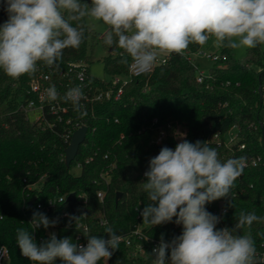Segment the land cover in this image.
<instances>
[{
  "label": "trees",
  "instance_id": "1",
  "mask_svg": "<svg viewBox=\"0 0 264 264\" xmlns=\"http://www.w3.org/2000/svg\"><path fill=\"white\" fill-rule=\"evenodd\" d=\"M6 20L7 13L0 7V24ZM80 23L85 28L81 46L66 49L58 68L40 64L39 71L50 73L58 81L65 78L70 63L85 62L91 80L104 86L103 79L91 74L89 64L92 48L96 42L104 44L105 32L96 31L86 19ZM210 42L211 39L203 46L190 44L182 56L172 54L167 63L132 78L118 100L97 102L93 111L81 116L88 134L76 159L89 155L94 158L78 174L72 171L74 162L69 167L65 164L67 143L61 136L62 128H42L19 107L29 95V81L39 71L34 76L12 79L0 70V244L9 246L11 264H32L20 254L16 230L34 231L29 218L37 211V200L73 191L82 195L79 201L87 205L89 235L108 238L106 226L126 235L140 223L151 237L160 238L163 234L165 240H172L178 236L182 225L173 221L152 227L138 216L139 210L150 202L142 184L148 162L162 147L174 149L180 142L174 131L176 123L185 127L184 138L193 143L207 141L222 161L245 157L247 164L230 193L231 206L228 200L220 199L206 205L207 210L217 215L222 203L227 209L222 223L229 228L236 223L240 211L264 216V54L258 46L247 49L243 59H236L231 49L215 46L216 52L226 58L213 62L199 81L201 70L188 56ZM104 46L106 71L110 75L128 71L129 64L121 62L126 55L123 50ZM153 118L173 125V133L164 142L152 141ZM231 129L238 135L236 143L226 145L213 139L214 133L220 132L223 140ZM240 143H245V148L238 149ZM257 156L262 157L261 161L252 165ZM107 169L109 175L102 176ZM34 183L36 186L31 187ZM100 189L105 193L102 200L97 196ZM118 192L121 196L117 200ZM32 198H36L34 203H30ZM77 224V220L69 222V217L62 220L58 238L67 236L75 242L80 229ZM251 232L259 253L264 255V223H254ZM146 247L144 254H135L133 246L122 241L108 264H152L151 248L148 244Z\"/></svg>",
  "mask_w": 264,
  "mask_h": 264
},
{
  "label": "clouds",
  "instance_id": "2",
  "mask_svg": "<svg viewBox=\"0 0 264 264\" xmlns=\"http://www.w3.org/2000/svg\"><path fill=\"white\" fill-rule=\"evenodd\" d=\"M0 7L7 13L0 24V70L12 79L34 76L40 64L58 68L64 51L84 42L80 22L86 18L106 26L104 44L122 49L121 62L138 75L152 71L160 57L182 56L190 44L203 46L210 39L236 51L264 46V0H0ZM45 93L49 102L63 99L86 115L82 85L63 97L55 85ZM244 166L245 157L222 161L207 141L193 143L183 135L174 149L164 146L150 158L142 182L150 202L138 209L143 223L182 225L170 242L161 234L152 264H264L251 232L264 216L240 211L232 228H217L222 216L206 207L220 199L231 206L230 193ZM79 217L69 216V222ZM29 223L34 230L48 229L59 218L37 210ZM33 232L16 230L20 254L33 264H108L123 240L111 226L104 229L107 239L87 235L86 245L54 232L38 244Z\"/></svg>",
  "mask_w": 264,
  "mask_h": 264
},
{
  "label": "built area",
  "instance_id": "3",
  "mask_svg": "<svg viewBox=\"0 0 264 264\" xmlns=\"http://www.w3.org/2000/svg\"><path fill=\"white\" fill-rule=\"evenodd\" d=\"M203 50V49H202ZM201 52L204 56L209 57L216 62L220 59H225V55H221L219 52L208 53L205 51ZM189 54V59L190 55ZM169 56H162L158 59L157 65H162L168 62ZM191 60V59H190ZM192 61V60H191ZM195 64V63H194ZM199 68V65L196 64ZM155 66V67H156ZM87 63L85 62H72L69 65V70L65 75L63 80H56L54 77L48 73L39 71L34 77L31 78L28 85V96L24 101L20 102L19 107L26 113L27 116L31 117L33 121H35L42 128H49L55 131H58L62 128L61 136L64 141L69 145L72 135L75 130H77L82 125H86L83 122L81 115L73 110V106L71 102H65L63 99H58L57 101L49 102L46 99L45 89L51 85H55L60 96L63 97L66 91L74 86L82 85L83 91L85 94V99L82 103L85 105L86 112L94 110V106L97 102H101L104 100H118L123 93L124 86L134 77L140 76L143 74H136L135 71L128 66V74L130 75V79H122L118 74L112 75L110 79H103L105 81L104 86H100L99 84H95L87 73ZM154 67V68H155ZM153 68V70H154ZM201 70V69H200ZM151 72V71H150ZM62 73V72H61ZM149 73V72H148ZM205 71L201 70V73L197 76V79L201 81L204 77ZM146 74V73H145ZM117 120V119H116ZM179 124H175V133L177 132V126ZM87 126V125H86ZM173 127L172 123L161 124L159 123L157 118H153L150 128L153 129V142L161 143L167 138V136L173 132H171V128ZM234 129L229 130L225 138L221 139L220 132H216L213 135V139L218 143H223L226 145H232L238 141V135L233 131ZM88 134V127L87 133ZM85 140L81 145L85 144ZM80 145V146H81ZM245 148V143H240L238 149ZM79 152V150H78ZM78 155V153H77ZM75 159L71 162H74L73 168H79L80 170L83 168L85 163H89L93 160L94 155H89L84 159ZM64 159H65V151H64ZM262 157L257 156L252 159V165H257L259 161H261ZM245 164L246 161H245ZM111 168V167H110ZM110 169L102 172V176L109 175ZM31 187H35V183L30 185ZM69 193H64L56 197H48L45 200H37L36 209L40 212L45 213L50 219L59 218V223L55 227H50L48 229H44L42 226L38 229L33 228L34 237L37 243H41L44 240L48 239L50 233H55L58 237L59 229L62 225V220L68 218L69 216H81L82 214H86V216H81L77 219L78 228H80L75 236L74 241L78 244H87V235H89V226L86 223L85 219L87 217V205L84 202H80L79 199L82 198V195H77V211L75 214L72 213L69 203L66 198ZM104 191L98 190L97 196L100 200L104 198ZM61 198H65V202L63 205L60 204ZM34 203L36 198H32ZM31 199V200H32ZM220 208L217 211L218 216H222L225 212V207L220 203ZM138 216L140 217V212H138ZM0 218L2 215L0 214ZM32 220V217L29 218V222ZM222 219L220 223L217 225V228H223ZM101 223H106L105 220H101ZM182 232H178V236ZM123 237V242L127 246H133L135 254H144L146 252V245L148 244L151 248V251L154 247H156L160 238L151 237L145 230L144 227L139 223L126 235L118 234ZM107 239V238H105ZM170 242L171 240H165ZM259 253V251H258ZM23 257V256H22ZM25 258V257H24ZM27 259V258H26ZM28 260V259H27ZM29 261V260H28ZM31 262V261H30ZM33 264V262H31ZM0 264H11V253L10 248L6 243L0 244ZM60 264V262H59Z\"/></svg>",
  "mask_w": 264,
  "mask_h": 264
},
{
  "label": "rangeland",
  "instance_id": "4",
  "mask_svg": "<svg viewBox=\"0 0 264 264\" xmlns=\"http://www.w3.org/2000/svg\"><path fill=\"white\" fill-rule=\"evenodd\" d=\"M88 24L94 28L98 32H105L106 31V26L103 25L102 23H97L92 21L90 18H86ZM93 59L90 62V71L91 74L94 77L101 78V79H110L112 75L108 73L105 69V64H104V56L107 54V50L104 46V44L99 41L96 42L93 46ZM208 53H212L216 51L215 45L212 42H210L208 45L204 47L203 50ZM261 51L264 54V46H261ZM247 50H242V51H236L232 50V54L236 59H243L246 55ZM190 59L192 60L193 63L198 64L199 68L202 71H207L208 68L213 64V60L210 59L209 57L204 56L201 52H194L190 55ZM122 79H130V75L128 72H122L118 74ZM177 134H178V139H181V136L183 135L185 131V127L182 125L177 126ZM72 171L75 174H78L80 172L79 168H72Z\"/></svg>",
  "mask_w": 264,
  "mask_h": 264
},
{
  "label": "water",
  "instance_id": "5",
  "mask_svg": "<svg viewBox=\"0 0 264 264\" xmlns=\"http://www.w3.org/2000/svg\"><path fill=\"white\" fill-rule=\"evenodd\" d=\"M260 96H261V101H262L263 100V90H262L261 85H260ZM86 133H87V126L82 125L77 130L74 131L69 145H67L65 147V150H64L65 151V164L67 167H69L71 165V162L75 159V157L78 153V150L80 148V145L85 140ZM263 139H264V133H263ZM120 196H121V192H118L116 199L118 200L120 198ZM66 200L69 203V206L71 208L72 213L75 214L77 211V194H76V192H74V191L70 192L67 195ZM32 202H33V199L31 200L30 203H32Z\"/></svg>",
  "mask_w": 264,
  "mask_h": 264
}]
</instances>
